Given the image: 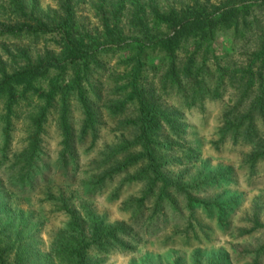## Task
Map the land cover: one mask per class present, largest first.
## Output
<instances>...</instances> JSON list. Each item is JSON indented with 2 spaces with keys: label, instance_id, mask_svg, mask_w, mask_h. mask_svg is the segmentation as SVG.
I'll list each match as a JSON object with an SVG mask.
<instances>
[{
  "label": "trees",
  "instance_id": "trees-1",
  "mask_svg": "<svg viewBox=\"0 0 264 264\" xmlns=\"http://www.w3.org/2000/svg\"><path fill=\"white\" fill-rule=\"evenodd\" d=\"M80 2L89 3L97 26L87 28L75 15L74 7ZM54 4L46 12H37L35 6L26 12L21 0H0L4 32L16 37L54 36L56 43V50L45 49L35 56L29 55L27 48L17 47L21 61L10 70L0 61V120L5 145L18 112H26L28 120L23 176L31 180L30 173L36 170L32 164L48 114L61 130L60 158L68 166L75 140H82L87 131L93 133L98 124V106L108 116L119 117L132 105L134 118L120 124L134 127L136 134L103 156L101 167L95 170H103V174L92 185H102L111 172L124 171L125 176L130 167L139 166V171L130 175L131 179L147 180L138 201L150 197L152 212L160 215L165 208L163 200L178 185L161 171L168 163L163 152L172 143L167 137L159 138V133L166 127L180 138L178 115L163 105L161 98L178 93L190 104L204 96L217 98L226 87L235 99L224 111L219 138L241 136L251 143L246 158L251 168L264 157V21L254 13L255 9L264 10V0H54ZM219 31H229L234 38L245 36L242 61L227 60L226 53L215 54L212 43ZM249 43L251 47H247ZM121 51H125L124 57L118 55ZM114 55L116 60L109 65ZM70 99L82 113L78 135L69 124ZM190 196L185 192L189 211L193 209ZM67 212L69 220L56 232L49 250L60 264H98L89 249H103L106 243H118L119 237L128 234L122 222H108L87 210L81 216L70 209ZM12 223L9 218L0 228H13L12 239L0 235V264H28L31 256L22 245L21 228Z\"/></svg>",
  "mask_w": 264,
  "mask_h": 264
},
{
  "label": "rangeland",
  "instance_id": "rangeland-1",
  "mask_svg": "<svg viewBox=\"0 0 264 264\" xmlns=\"http://www.w3.org/2000/svg\"><path fill=\"white\" fill-rule=\"evenodd\" d=\"M21 1L26 12L34 6L37 12L55 7L54 0ZM74 10L85 27L97 26L88 2H80ZM254 13L259 21H264V10L255 9ZM2 27L0 61L6 70L21 61L17 47L27 48L31 56L45 49L56 50L54 36L16 37ZM245 39L241 34L234 38L229 31H219L212 46L216 55L226 53L225 59L242 61ZM251 46L249 43L247 47ZM118 55L124 57L125 51ZM116 57L110 58L109 65ZM149 61L154 63L155 59ZM234 99V93L227 87L217 98L204 96L190 104L178 93L161 98L163 105L173 108L178 115L180 138L171 135L166 127L159 133V138L167 137L172 143L163 152L168 163L161 171L178 185L163 200L165 208L160 215L152 212L150 197L138 201L147 180L131 179L130 175L138 172L139 166L130 167L125 176L124 171L111 172L102 185H92L103 174V170L95 171L101 167L103 156L134 138L135 128L120 124L134 118L132 105L119 117L108 116L98 106L99 122L93 133L87 131L82 140H75L68 153L71 160L68 166L60 158L61 130L53 115L48 114L32 164L36 170L29 172L31 180L23 176V152L29 128L26 112H18L13 119L7 145L0 120V228L9 218L13 227L21 228L22 245L26 255L31 256L28 264H60L49 250L56 232L69 220L67 209L78 216L87 210L108 222L126 224L128 234L119 237L118 243L108 242L103 249L96 246L89 249L91 259L98 264H264V157L258 158L251 168L246 161L251 143L241 136L219 138L224 111ZM69 108V124L73 134L78 135L81 109L73 99ZM185 192L191 194L190 211L185 204ZM12 229L0 230L1 237L12 239Z\"/></svg>",
  "mask_w": 264,
  "mask_h": 264
}]
</instances>
